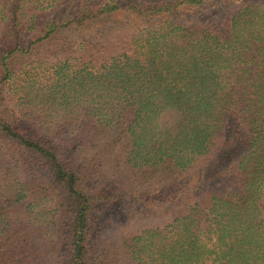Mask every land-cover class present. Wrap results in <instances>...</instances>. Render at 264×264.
Wrapping results in <instances>:
<instances>
[{"label": "trees", "instance_id": "trees-1", "mask_svg": "<svg viewBox=\"0 0 264 264\" xmlns=\"http://www.w3.org/2000/svg\"><path fill=\"white\" fill-rule=\"evenodd\" d=\"M227 1L0 0V264H264V0Z\"/></svg>", "mask_w": 264, "mask_h": 264}, {"label": "rangeland", "instance_id": "rangeland-1", "mask_svg": "<svg viewBox=\"0 0 264 264\" xmlns=\"http://www.w3.org/2000/svg\"><path fill=\"white\" fill-rule=\"evenodd\" d=\"M220 2L222 0H219ZM260 4H262L261 0H256ZM251 0H228L230 15L238 10V8L246 6L249 4ZM222 4H217V7H213L210 16L207 14L199 13V14H188V19H184V23L186 25L192 27H204V26H213V27H221V23L218 21V16L221 13V9L223 10ZM42 54V53H40ZM110 181H114V177H109ZM138 201L134 200H123L119 199L114 203L115 211L112 212L111 217L105 218V226L104 231L106 234H112L117 231H136L141 228L147 227L153 223H155L156 218H148L144 216V212H146V205L142 204Z\"/></svg>", "mask_w": 264, "mask_h": 264}]
</instances>
